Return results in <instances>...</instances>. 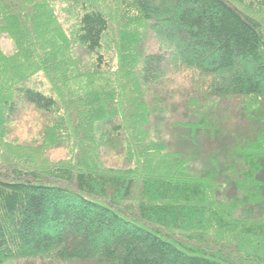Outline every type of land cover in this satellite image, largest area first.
Wrapping results in <instances>:
<instances>
[{"label": "trees", "instance_id": "16d2710c", "mask_svg": "<svg viewBox=\"0 0 264 264\" xmlns=\"http://www.w3.org/2000/svg\"><path fill=\"white\" fill-rule=\"evenodd\" d=\"M1 36L0 264H264V0H0Z\"/></svg>", "mask_w": 264, "mask_h": 264}, {"label": "rangeland", "instance_id": "374dc122", "mask_svg": "<svg viewBox=\"0 0 264 264\" xmlns=\"http://www.w3.org/2000/svg\"><path fill=\"white\" fill-rule=\"evenodd\" d=\"M54 8L59 13L61 21L66 29L70 30L71 22H68L67 15L60 13L64 4L60 1H54ZM144 44L147 51L154 50L156 40H154L152 34L145 32ZM0 50L2 54L11 56L15 53V45L12 39L7 36L0 37ZM25 85L35 87L46 93H51V88L43 73H38L29 79ZM190 101V100H189ZM174 102V101H173ZM227 104L226 102H222ZM46 117L41 113L36 112L31 107L21 108V110L11 118L5 125L3 141L12 145H23V146H36L42 142L43 132L45 125L47 124ZM51 161L56 163H64L71 158V154L66 148H58L53 150L46 156Z\"/></svg>", "mask_w": 264, "mask_h": 264}]
</instances>
